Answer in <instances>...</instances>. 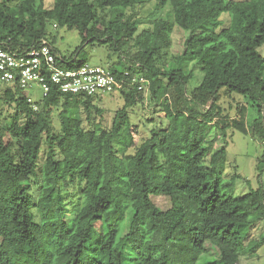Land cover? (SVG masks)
I'll return each mask as SVG.
<instances>
[{
	"label": "trees",
	"instance_id": "16d2710c",
	"mask_svg": "<svg viewBox=\"0 0 264 264\" xmlns=\"http://www.w3.org/2000/svg\"><path fill=\"white\" fill-rule=\"evenodd\" d=\"M147 1L0 0V47L22 53L46 40L57 64L74 69L86 60L58 55L50 27L74 29L82 44L119 52L114 74L145 76L149 102L168 120L136 145L128 120L144 99L136 88L118 92L124 103L108 128H85L81 112L89 124L92 110L103 112L93 96L52 86L29 102L0 81L14 109L0 116V264H198L208 248L217 264H239L247 229L264 219V0H154V12L168 5L170 21L154 15L139 29L135 9ZM172 25L186 37L165 64ZM192 62L203 76L188 92ZM221 87L257 103L250 125L244 109L229 124L215 121ZM212 122L223 138L230 126L261 143L257 187L238 194V174L224 179V146L207 152ZM77 187L84 201L68 222L64 195ZM159 194L170 197L167 210L152 202Z\"/></svg>",
	"mask_w": 264,
	"mask_h": 264
},
{
	"label": "rangeland",
	"instance_id": "374dc122",
	"mask_svg": "<svg viewBox=\"0 0 264 264\" xmlns=\"http://www.w3.org/2000/svg\"><path fill=\"white\" fill-rule=\"evenodd\" d=\"M50 0H46L49 4ZM156 2L154 0L144 2L137 6L136 15L138 16L139 29L147 27L154 15L161 16L170 21L168 5L160 7L154 12ZM225 24L228 18H223ZM52 34L55 36L53 47L57 50L58 55L63 57L74 56L77 60L85 59L91 65H100L103 67L117 66L123 67V62H120L119 52L115 48L107 45H98L96 43L85 42L82 44L81 38L74 29H66L65 27H50ZM186 33H183L178 26L172 25L170 35V46L166 49L165 64L170 62L174 56L178 55L183 49V41ZM260 52L264 54V46L260 48ZM189 68L193 69L191 79L187 83L188 92L196 87L203 73L199 69L197 63L192 62ZM33 101L37 102L41 99L40 88L34 85L26 91ZM148 89L143 92V101H138L133 107L128 109V120L131 127V132L138 145L141 141L149 136L151 128L161 123L163 127L168 125V120L164 118V113L161 111V106L152 105L148 100ZM3 84L0 83V116L10 118L14 109L12 106L6 104L2 99ZM94 103L102 108L103 112L97 114L95 110L91 111V123L86 122L85 113L81 112L83 125L85 128H92V125L99 124L102 127L108 128L113 120L115 111L123 106L124 100L120 93L114 92L112 94H101L93 97ZM215 105L219 108L217 117L218 122L222 124L228 123L233 119H238V113L241 109L246 111V124L257 118V103L249 100L247 97L235 92H227L226 88L221 87L216 95ZM54 122L58 126L56 112H54ZM225 138L221 130H219L212 122L207 130V152L224 146L226 152V160L224 164L223 177L225 180L237 173L238 177L234 180L235 191L240 194L245 192L249 186L257 187L256 178V161L261 154V143L252 136L249 132L243 133L238 129L230 126H225ZM9 137L6 136L5 140ZM32 181L31 194L36 195V185ZM67 212L65 220L70 222L73 218L75 210L83 203V197L79 192V187L68 189L64 195ZM152 202L161 210H167L171 205V200L168 195L159 194L151 196ZM98 226V224L96 225ZM247 236L245 238L244 247L240 250L239 264H264V219L259 220L254 225L247 229ZM261 241L260 244L254 245L253 242ZM128 247L125 251L128 252ZM214 254V249L208 248V251L201 256L198 264H217L218 261L211 257Z\"/></svg>",
	"mask_w": 264,
	"mask_h": 264
},
{
	"label": "built area",
	"instance_id": "2783aa9c",
	"mask_svg": "<svg viewBox=\"0 0 264 264\" xmlns=\"http://www.w3.org/2000/svg\"><path fill=\"white\" fill-rule=\"evenodd\" d=\"M0 81L17 84L29 102L33 100L26 91L34 85L40 88L41 97L46 96L52 86L62 93L94 97L134 88L143 93L149 84L140 73L123 70L117 75L108 67L87 62L74 69L61 67L46 40L22 53L0 47ZM33 108L36 109L35 105Z\"/></svg>",
	"mask_w": 264,
	"mask_h": 264
},
{
	"label": "crops",
	"instance_id": "0c3cea01",
	"mask_svg": "<svg viewBox=\"0 0 264 264\" xmlns=\"http://www.w3.org/2000/svg\"><path fill=\"white\" fill-rule=\"evenodd\" d=\"M123 68V67H122Z\"/></svg>",
	"mask_w": 264,
	"mask_h": 264
}]
</instances>
